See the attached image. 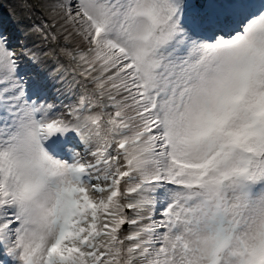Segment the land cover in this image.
<instances>
[{
	"label": "snow or ice",
	"instance_id": "1",
	"mask_svg": "<svg viewBox=\"0 0 264 264\" xmlns=\"http://www.w3.org/2000/svg\"><path fill=\"white\" fill-rule=\"evenodd\" d=\"M23 8L43 47L0 32V264H264V0Z\"/></svg>",
	"mask_w": 264,
	"mask_h": 264
},
{
	"label": "rangeland",
	"instance_id": "2",
	"mask_svg": "<svg viewBox=\"0 0 264 264\" xmlns=\"http://www.w3.org/2000/svg\"><path fill=\"white\" fill-rule=\"evenodd\" d=\"M27 0H0V32L10 37L13 46L17 51L25 44L32 46L35 41L38 47H43L35 37L29 35V27L33 23H39L43 16L40 12L25 11L23 5ZM27 63V62H26ZM32 71H39L46 75L53 68L52 61L41 62L37 66L27 63ZM49 96L57 104L71 103L74 94L70 92L59 81L48 82ZM59 89V93L56 91Z\"/></svg>",
	"mask_w": 264,
	"mask_h": 264
}]
</instances>
